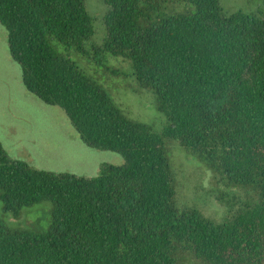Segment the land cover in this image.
Instances as JSON below:
<instances>
[{
  "label": "trees",
  "instance_id": "1",
  "mask_svg": "<svg viewBox=\"0 0 264 264\" xmlns=\"http://www.w3.org/2000/svg\"><path fill=\"white\" fill-rule=\"evenodd\" d=\"M103 2L105 35L88 49L84 0H0L26 90L61 109L87 146L123 158L86 178L32 168L0 143L3 209L51 206L40 230L0 220V264H264V12H227L219 0ZM109 56L128 59L153 92L160 131L127 116L90 74ZM170 143L239 198L230 217L178 205Z\"/></svg>",
  "mask_w": 264,
  "mask_h": 264
},
{
  "label": "rangeland",
  "instance_id": "2",
  "mask_svg": "<svg viewBox=\"0 0 264 264\" xmlns=\"http://www.w3.org/2000/svg\"><path fill=\"white\" fill-rule=\"evenodd\" d=\"M84 2L94 27V35L86 47L90 49L99 45L105 35L102 17L107 7L103 0ZM219 2L227 12L239 8L264 12V0ZM175 7L183 11L191 9ZM81 63L89 64L83 60ZM89 65L90 74L105 86L127 116L151 124L156 132L162 129L165 116L156 109L153 92L135 83L128 59L109 56L103 67ZM0 143L10 158L23 160L32 168L55 173L67 172L90 178L97 176L104 164H123L118 153L87 146L61 109L42 102L26 90L20 66L9 54L6 30L1 24ZM169 151L178 205L194 206L216 221L230 217L238 208L239 198L227 194L213 171L191 157L179 144L170 143ZM50 208L47 201H42L15 213L4 210L0 201V220L12 229L36 231L46 226Z\"/></svg>",
  "mask_w": 264,
  "mask_h": 264
}]
</instances>
